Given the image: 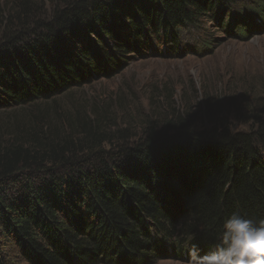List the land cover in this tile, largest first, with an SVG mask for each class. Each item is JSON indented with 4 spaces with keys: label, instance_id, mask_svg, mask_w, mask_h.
<instances>
[{
    "label": "trees",
    "instance_id": "obj_1",
    "mask_svg": "<svg viewBox=\"0 0 264 264\" xmlns=\"http://www.w3.org/2000/svg\"><path fill=\"white\" fill-rule=\"evenodd\" d=\"M239 0H73L29 32L0 36V111L24 108L119 72L131 55L165 58L192 29L202 51ZM239 5V6H236ZM195 30V31H194ZM243 30L239 34H243ZM160 45L162 48L160 49ZM149 52V53H148ZM232 213L264 219V121L248 132L166 119L132 145L0 156V264H156L196 244L214 250Z\"/></svg>",
    "mask_w": 264,
    "mask_h": 264
},
{
    "label": "rangeland",
    "instance_id": "obj_2",
    "mask_svg": "<svg viewBox=\"0 0 264 264\" xmlns=\"http://www.w3.org/2000/svg\"><path fill=\"white\" fill-rule=\"evenodd\" d=\"M70 1L0 0V36L28 33ZM253 3L237 1L250 9ZM239 12L224 8L221 23L210 17L201 21L197 32L214 41L206 52L196 46L192 29H181V47L171 56L133 54L108 77L46 102L0 111V156L17 148L73 157L96 147L130 146L178 115L198 130L250 131L257 120L264 121V17ZM186 259L163 256L156 264ZM8 262L24 264L15 257Z\"/></svg>",
    "mask_w": 264,
    "mask_h": 264
},
{
    "label": "clouds",
    "instance_id": "obj_3",
    "mask_svg": "<svg viewBox=\"0 0 264 264\" xmlns=\"http://www.w3.org/2000/svg\"><path fill=\"white\" fill-rule=\"evenodd\" d=\"M183 264H264V219L232 213L222 224L214 250L193 244Z\"/></svg>",
    "mask_w": 264,
    "mask_h": 264
}]
</instances>
